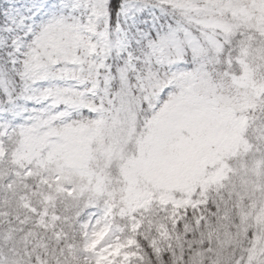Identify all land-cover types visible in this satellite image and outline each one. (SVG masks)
I'll list each match as a JSON object with an SVG mask.
<instances>
[{"label":"snow or ice","instance_id":"1","mask_svg":"<svg viewBox=\"0 0 264 264\" xmlns=\"http://www.w3.org/2000/svg\"><path fill=\"white\" fill-rule=\"evenodd\" d=\"M0 264H264V0H0Z\"/></svg>","mask_w":264,"mask_h":264}]
</instances>
